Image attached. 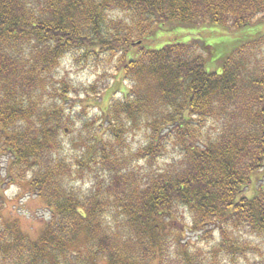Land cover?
<instances>
[{
    "label": "trees",
    "instance_id": "obj_1",
    "mask_svg": "<svg viewBox=\"0 0 264 264\" xmlns=\"http://www.w3.org/2000/svg\"><path fill=\"white\" fill-rule=\"evenodd\" d=\"M262 40L264 0H0V185L50 211L33 240L0 227V264H264ZM107 78L128 91L75 126Z\"/></svg>",
    "mask_w": 264,
    "mask_h": 264
},
{
    "label": "rangeland",
    "instance_id": "obj_2",
    "mask_svg": "<svg viewBox=\"0 0 264 264\" xmlns=\"http://www.w3.org/2000/svg\"><path fill=\"white\" fill-rule=\"evenodd\" d=\"M174 25L169 26L168 29H172ZM172 31V30H171ZM170 31V32H171ZM187 30L184 29L182 35H185ZM206 31H214V35L212 39L217 41L219 37L223 40L231 39L227 34L220 36L223 30H219L217 27H211ZM169 30L165 32V35L171 36ZM220 33V34H219ZM224 33V32H223ZM211 41V40H210ZM256 45V44H255ZM253 52H259L260 56L263 57L261 50L264 51V41L259 42V46L256 47ZM221 50L222 48H218ZM99 69L94 68L92 66H83V64H76L72 61L71 57H65L62 59L61 64L58 70H55L53 73L56 74V77H64L67 80H70L76 85H81L83 87H87L88 85L95 83L97 77L99 75ZM104 82V81H103ZM107 84V88L105 90H101L102 87L99 86L98 91H100L99 95L95 98H88L84 94L80 96H75L74 101L69 103V109L66 108V112H73L70 113L72 119L75 121V126H78L81 123V120L85 115L91 116L96 113L99 109H105L110 99L112 98H121L122 94L127 92L129 89L128 82H123L119 78H107L105 80ZM101 84L100 82L98 83ZM78 98V99H76ZM88 103L90 106H87L85 110L80 109V105ZM74 104V106H73ZM79 111V112H78ZM81 114L78 117L76 114ZM68 132L62 136V143H63V152L66 157H71L73 150L71 146H69V136L67 135ZM141 138L139 136H131L130 143L134 147ZM169 157H163L165 162L168 161ZM7 165L6 158L0 156V182L3 181L5 176V166ZM261 179H263V173L258 172L255 176L253 189L251 191H245V195H250L251 192L254 191L255 187L258 183H261ZM10 181V180H8ZM24 183L22 181H18L16 183H5L0 185V194L4 197V203L0 208V227H9L12 230H16L19 233L25 234L30 239H36L40 234L44 224L46 223L47 219L50 216V211L48 208L45 207L43 201L33 194L30 195L29 193L22 194L23 192L22 187ZM80 187L83 190H87V183H81ZM189 236V234H187ZM248 237L244 235V238ZM250 240L254 242V244L258 243V246L264 250V244L261 243V240L255 239L254 237L250 236ZM149 264H158L156 261L149 263Z\"/></svg>",
    "mask_w": 264,
    "mask_h": 264
}]
</instances>
